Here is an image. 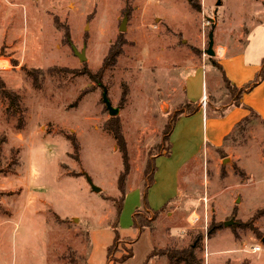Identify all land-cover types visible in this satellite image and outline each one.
<instances>
[{"label": "rangeland", "instance_id": "rangeland-1", "mask_svg": "<svg viewBox=\"0 0 264 264\" xmlns=\"http://www.w3.org/2000/svg\"><path fill=\"white\" fill-rule=\"evenodd\" d=\"M241 47L246 62L261 63L264 0H0V59L10 65L0 83L20 101L11 109L0 85V264H106L111 232L135 207L144 212L133 193L117 220L120 177L124 197L142 192L146 160L187 100V77L202 68L208 113L224 92L212 61L229 53L222 65L234 82L228 72H249L230 55ZM245 95L238 114L209 116V134L220 137L248 107L264 120V81ZM184 117L177 153L200 143L197 120ZM106 121L119 128L125 159ZM244 129L226 147L200 143L173 199L159 182L155 208L168 204L149 229L159 264H183L168 251L196 233L204 264L213 263L205 253L218 264H264V123L254 118Z\"/></svg>", "mask_w": 264, "mask_h": 264}, {"label": "crops", "instance_id": "crops-1", "mask_svg": "<svg viewBox=\"0 0 264 264\" xmlns=\"http://www.w3.org/2000/svg\"><path fill=\"white\" fill-rule=\"evenodd\" d=\"M242 52L243 51H242V47H241V50L230 53V55L231 56L237 55L238 57L242 58V63L244 64V68H245L244 72L247 68H249V72L248 73H242V77L248 76L249 77L248 79H250L251 77H253L255 71H257L259 69L260 64H259V62H251V63L246 62L243 59V55L241 54ZM225 54L221 55V57L218 54L219 60L217 62H220L221 64H222V62L224 63V59L227 57V55L229 53L225 52ZM263 58L264 57H262V59ZM222 67H223V65H222ZM223 69H224V67H223ZM192 72H191L192 74L190 73V75L187 77V79L185 80V83H184L185 84L184 85L185 98L187 100L196 99L197 102L202 103L204 93L206 92L205 75L203 73L202 68H197ZM224 72H225V70H224ZM196 74H197V76H200L201 86H202V89L204 91V92H202V95H200V97H198L197 95H195L193 93L192 79L194 77L193 75H196ZM225 75H226V72H225ZM227 75L238 85V87H240V85H242V83H244V82H239V79L242 77H239L238 75H236L232 72H230V73L228 72ZM226 97H227L226 95H224V96L221 95L220 97L215 99V106H220L221 105L220 101L222 103L227 102ZM244 99H247L245 93L243 94L242 101ZM237 108H239V107L230 106L225 112L226 118L228 116L232 115L234 111L235 112L237 111V114H238ZM210 115H212L213 117H222L221 115L217 114L216 112H212L210 114L208 111V113H207L205 105L202 103L201 108L197 112H195L194 114H192L188 117H184L185 118L184 119L185 124H187V125H192L194 123V121L197 120L198 125H199L198 129H200V131L198 132L197 140L200 139V143H202L203 149L205 151H207L208 149L212 151V149H217V148L219 149V148H222L224 145H227V143H225L224 137L227 135H230L234 131L237 122L239 120H241L242 118H244L245 116L249 115V113L246 114L245 116H243L242 118H240L239 120L233 119L230 122L232 125L228 129H226L220 137L218 135L216 136V134H218V132H214L212 134H209L208 123H209V116ZM257 119H259L261 122L264 123V120L261 118L260 115ZM182 130H183L182 119L179 118L177 120V123H175L173 130L170 134V141L172 143L171 154L169 156L157 155L154 157V161L156 164V171L154 173V183L147 190V199H148L150 207L153 209H158L155 207L159 206L161 203V202L156 203V200H155V199H157V196L159 198H161V196L158 194V191H157L158 186H159V182L162 183V186H163L162 188H163L164 192L168 191L167 196H169L170 198L172 197L171 199L176 197L178 194V191H179V181H180L179 179H180L181 169L185 166V164L191 162L197 156V154H195V153H196L197 149L199 148L200 143L198 144L197 148L194 151L186 149V148H188L187 144H186V148H184L183 152H182L183 154L181 152H178V153L176 152L177 137H179ZM217 144H219V146H216ZM224 147H226V146H224ZM172 185H175V186L172 188ZM133 193H136V195H137V199L135 201V198H134L133 203L135 202L136 204L140 205L141 204V192L137 191V190H135V191L133 190V191L125 194L126 196L124 197V200H126V198L131 196V194H133ZM164 197H166V196H164ZM138 205H136V206H138ZM123 206H124V203H123ZM122 211H123V209H122ZM122 211H121V214H122ZM132 212H133V209H132ZM121 214L118 218L119 220H120ZM131 215H132V213H131ZM117 230L119 232L118 233L119 238H118L115 250L112 253L111 258H109L107 256V247L109 245H111L113 240H114L113 232H111V235H109L110 240L103 247L104 256L106 258V264H159V260H158L157 256H154V257L147 260V258L149 257V254L154 250V247H155L152 230L145 229V230L139 231L137 228L132 226L131 216H130V223L126 226H124L122 224L120 226V228H119V226H117ZM217 264H218V262H217Z\"/></svg>", "mask_w": 264, "mask_h": 264}, {"label": "trees", "instance_id": "trees-1", "mask_svg": "<svg viewBox=\"0 0 264 264\" xmlns=\"http://www.w3.org/2000/svg\"><path fill=\"white\" fill-rule=\"evenodd\" d=\"M212 65H214L216 69H218L221 73V78L223 82L222 87L224 89L222 96L226 95L229 99L227 102H223V103L220 101L221 105L215 106V109L212 108L213 105L209 104L208 105L209 113L216 112L217 114L224 116L226 110L230 106L232 107L243 106L242 105L243 94L250 91L252 88L260 84L264 80V58L262 59L260 63L259 70L256 73L254 79L241 87H238L237 85H235V83H233L226 77L224 69L220 62L213 60ZM0 85H1V88L3 89L4 95L10 100V108L11 109L20 108V101L18 99V96L7 92L3 88L2 83H0ZM212 101L215 102V100H212ZM201 106H202L201 102H193L191 100H186V102H184L183 104L180 114L173 118H170V122L168 121L162 130L161 138L164 140V145H161L163 146L162 149L159 152L155 153L154 155L148 157V159L146 160L145 167H144V175L146 177V183L144 185V189L141 192V204L144 209V212L143 213L141 212L140 210L141 208L135 207L131 215L132 226L137 228L139 231H142L145 229H152L153 221L156 219L158 214L164 209V207L168 204L166 202L160 208L153 209L150 207L148 199H147V190L154 183V173L156 171V164L154 161V157L157 155H165V156L170 155L171 149H172V143L170 141V134L173 130V127L176 121L178 120V117L182 115L190 116L194 114L195 112H197L201 108ZM248 110H249V115L239 120L235 126L234 131L230 135H227L224 137L225 143H228L231 140H235L236 137L245 130L244 128L246 127L247 123L252 121V119L259 117L258 113L252 108L248 107ZM106 123H105L106 124L105 129L110 130L112 134H114L115 138L117 139V142L120 145V142L118 139L119 128L116 126V124L110 125L108 124L107 121ZM120 148L123 153L122 155L123 159H125V152H124L122 145H120ZM263 152H264V149H263ZM122 184L123 182H122V176H121L119 179V188L121 190V195H120L119 201L116 206V214H115L117 220L121 214V211L123 209V203H124V194H123ZM213 232H214V229H212L211 231H207V237H210ZM114 233H115L114 240L112 244L107 247V256L109 258L112 257V253L115 250L116 243L119 238V235L116 229L114 230ZM202 238H203V235L201 233H196L192 239L193 240L192 244H190L189 246L181 248L178 251L169 249L168 254H167L168 260H170L173 263L182 262L183 264H204L202 262V259L200 257H197L195 253V249L200 246V240ZM154 250L149 254V257L147 258V260L156 256Z\"/></svg>", "mask_w": 264, "mask_h": 264}, {"label": "built area", "instance_id": "built-area-1", "mask_svg": "<svg viewBox=\"0 0 264 264\" xmlns=\"http://www.w3.org/2000/svg\"><path fill=\"white\" fill-rule=\"evenodd\" d=\"M7 66H10L8 61L7 60H3V59H0V69H6ZM203 104H206V99H205V94L203 96V101H202ZM198 220V216H195V217H192L191 219V223L193 222H196ZM253 250H259V246H255L253 247ZM205 258L207 259V261L209 262H213L212 264H217L218 262V256L216 255H213V254H209V253H205Z\"/></svg>", "mask_w": 264, "mask_h": 264}, {"label": "water", "instance_id": "water-1", "mask_svg": "<svg viewBox=\"0 0 264 264\" xmlns=\"http://www.w3.org/2000/svg\"><path fill=\"white\" fill-rule=\"evenodd\" d=\"M208 54H209L210 56H213V54H214L213 50L211 49V44H210V47H209V49H208Z\"/></svg>", "mask_w": 264, "mask_h": 264}, {"label": "bare ground", "instance_id": "bare-ground-1", "mask_svg": "<svg viewBox=\"0 0 264 264\" xmlns=\"http://www.w3.org/2000/svg\"><path fill=\"white\" fill-rule=\"evenodd\" d=\"M223 47L222 46H219V54H222L223 53Z\"/></svg>", "mask_w": 264, "mask_h": 264}]
</instances>
